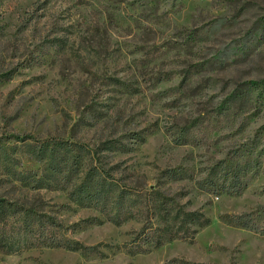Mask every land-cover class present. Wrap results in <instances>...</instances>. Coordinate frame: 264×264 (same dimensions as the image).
<instances>
[{"label": "rangeland", "instance_id": "rangeland-1", "mask_svg": "<svg viewBox=\"0 0 264 264\" xmlns=\"http://www.w3.org/2000/svg\"><path fill=\"white\" fill-rule=\"evenodd\" d=\"M132 87L140 92L128 93ZM203 117L215 128L204 146H176L165 132ZM259 132L264 0H0V138L97 144L138 134L145 142L111 161L155 185L161 169L198 171ZM167 187L189 190L191 208L210 224L193 243L131 255L120 247L138 223L98 224L97 212L64 192L31 191L0 176V200L55 223L22 233L17 251H0V264H264V234L220 218L264 207V173L240 196L201 193L186 181Z\"/></svg>", "mask_w": 264, "mask_h": 264}, {"label": "trees", "instance_id": "trees-1", "mask_svg": "<svg viewBox=\"0 0 264 264\" xmlns=\"http://www.w3.org/2000/svg\"><path fill=\"white\" fill-rule=\"evenodd\" d=\"M168 80L159 77L157 83ZM183 86L184 82L176 89L181 90ZM131 89L128 90L130 94L140 92L138 87ZM231 111L226 108L221 113ZM212 127L209 119L203 117L189 124H170L165 126V132L176 146L199 147L209 143L208 135L215 129ZM132 135L128 137L129 142L108 138L89 144L57 135L39 139L6 134L0 138V176L31 191L64 192L71 203L97 212L98 224L138 223L139 227L130 232V240L120 247L135 255L173 241L193 243L196 235L210 224L202 210L191 208L187 198L189 190L179 187L172 191L165 185L186 181L193 183L201 193L240 196L264 173V148L261 145L264 133L259 132L257 136L239 142L223 159L211 165L198 171L190 167L164 168L159 172L157 184L148 185L136 180L135 172H127L123 160L111 161V155L130 154L145 142L142 136ZM25 161L38 166L27 167ZM35 216L32 210L0 200V251L13 253L22 244V233L32 234L36 229L43 230L47 225L55 224L52 220L45 223L41 215ZM220 218L231 226L264 234V207L241 214H225ZM9 219L21 223L20 226L10 223L11 228L16 229V234L11 237L6 232Z\"/></svg>", "mask_w": 264, "mask_h": 264}]
</instances>
